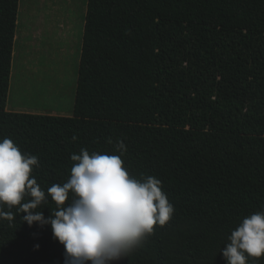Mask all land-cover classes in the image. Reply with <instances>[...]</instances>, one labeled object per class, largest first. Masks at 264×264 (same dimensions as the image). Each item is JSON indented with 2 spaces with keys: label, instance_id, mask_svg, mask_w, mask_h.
<instances>
[{
  "label": "trees",
  "instance_id": "16d2710c",
  "mask_svg": "<svg viewBox=\"0 0 264 264\" xmlns=\"http://www.w3.org/2000/svg\"><path fill=\"white\" fill-rule=\"evenodd\" d=\"M19 6L0 0V139L38 156L46 193L72 153L123 140L130 173L159 178L175 210L112 264H227L231 231L264 210V0H87L70 116L7 110ZM24 215L0 220V264H64L51 226Z\"/></svg>",
  "mask_w": 264,
  "mask_h": 264
},
{
  "label": "clouds",
  "instance_id": "9594fccd",
  "mask_svg": "<svg viewBox=\"0 0 264 264\" xmlns=\"http://www.w3.org/2000/svg\"><path fill=\"white\" fill-rule=\"evenodd\" d=\"M107 142L119 155L81 148L70 156L68 180L52 184L46 193L33 175L40 167L38 156L22 152L11 138L0 139V220L12 222L16 213H27L22 221L29 226L50 225L64 246V264H112L129 257L175 209L159 178L130 173L123 140ZM49 198L55 208L45 218L39 209ZM227 239L221 249L227 264L264 257V210L246 216Z\"/></svg>",
  "mask_w": 264,
  "mask_h": 264
},
{
  "label": "rangeland",
  "instance_id": "374dc122",
  "mask_svg": "<svg viewBox=\"0 0 264 264\" xmlns=\"http://www.w3.org/2000/svg\"><path fill=\"white\" fill-rule=\"evenodd\" d=\"M87 0H20L7 110L73 113Z\"/></svg>",
  "mask_w": 264,
  "mask_h": 264
},
{
  "label": "crops",
  "instance_id": "0c3cea01",
  "mask_svg": "<svg viewBox=\"0 0 264 264\" xmlns=\"http://www.w3.org/2000/svg\"><path fill=\"white\" fill-rule=\"evenodd\" d=\"M86 9H87V8H86ZM84 21H85V20H84ZM17 37H18V36L16 35V41H17ZM14 112H16V111H14ZM53 115H55V114H53Z\"/></svg>",
  "mask_w": 264,
  "mask_h": 264
}]
</instances>
